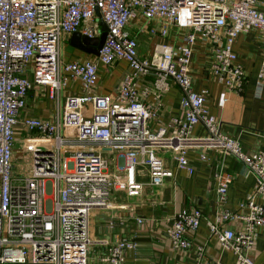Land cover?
I'll return each instance as SVG.
<instances>
[{
    "label": "built area",
    "instance_id": "obj_1",
    "mask_svg": "<svg viewBox=\"0 0 264 264\" xmlns=\"http://www.w3.org/2000/svg\"><path fill=\"white\" fill-rule=\"evenodd\" d=\"M100 18L106 34L97 60L62 61L63 36L75 31L99 35ZM134 20L141 21L139 32L160 36L147 54L128 29ZM170 25L186 29L179 43L160 39ZM250 29L262 32L256 85L260 91L264 0H0V264H87L93 243L91 211L108 207L113 192L138 196L145 185H162L173 177L159 151H169L175 167L191 173L194 168L187 156L191 148H198L202 158L207 157L206 149L231 155L245 175L253 176V190L238 209H221L233 175L223 162L219 164L214 172L217 208L207 224L236 264H255L254 241L257 229L264 227V203L256 200L264 197V147L247 151L237 136L226 133L207 107V89L196 90L190 74L193 48L200 39L210 45V70L227 90L241 93L246 73L232 44L240 32ZM119 58L126 60L128 71L115 92H95L98 62L111 64ZM28 61L31 76L26 73ZM65 72L80 80L81 91L67 94L60 107ZM149 74L152 79L140 87ZM33 82L47 86L57 111L51 119L28 116L21 122L51 143L37 154L28 174L13 180L14 126ZM173 83L181 92L182 111L170 117L168 129L153 127L159 98ZM149 92L153 100H148ZM226 100L222 92L219 104ZM196 124L205 128L204 135L192 134ZM108 149L116 154L112 171L101 152ZM141 171L147 177L144 183L137 178ZM201 218L197 208L175 213L166 231L174 247L191 246L186 234L198 228ZM229 220L239 221L240 227H223ZM103 244L105 259L112 264H128L126 253L136 248V242L126 237ZM196 254V264H221L206 260L202 246H197Z\"/></svg>",
    "mask_w": 264,
    "mask_h": 264
},
{
    "label": "crops",
    "instance_id": "obj_2",
    "mask_svg": "<svg viewBox=\"0 0 264 264\" xmlns=\"http://www.w3.org/2000/svg\"><path fill=\"white\" fill-rule=\"evenodd\" d=\"M140 20L128 24L131 33L143 36L140 51L147 54L155 39L160 36L139 32ZM185 28L179 26L168 27V34L160 39L170 43H179L184 39ZM262 32L250 29L240 32L233 41L232 49L236 53L237 61L243 66L246 78L243 91L237 93L227 90L218 76L210 70V45L203 40H197L194 45L190 74L196 90L207 89V107L222 123V129L233 136H237L247 151H256L264 147V86L257 90V72L262 61L260 44ZM70 35L65 34L61 40V60L92 59L97 60V53L87 52L73 46L69 42ZM67 41L68 48H62V42ZM140 44V42H139ZM27 62L26 73L31 76L30 65ZM128 71L125 59L119 58L111 64L98 62V81L93 87L97 93L112 95L123 74ZM64 73V72H63ZM66 83L60 88V107L67 94L79 93L81 83L67 72ZM152 75L141 80L147 84ZM225 92L227 100L219 104V95ZM148 100H153L151 92ZM181 92L173 83L159 98V116L151 121L153 127H170V117L181 113ZM155 101V100H154ZM56 100L48 96V88L44 84L33 82L26 98L25 105L20 109L18 121L14 126L15 138L12 153V178L16 180L28 174L34 164L35 157L43 149L47 150L51 140L42 138L29 130L22 122L25 117L36 116L42 119L54 117L57 109ZM60 110H62L60 108ZM205 128L196 124L192 129L194 135H204ZM33 147L28 149L27 146ZM166 159V165L173 170V177L164 179L162 185H145L140 195L127 196L123 191L113 192L110 205L106 208L93 209L89 218V234L93 243L87 264H112L105 259L107 244L115 238L126 237L136 242V248L126 253L128 264H196L197 246L204 249L206 260H218L221 264H236L232 252L223 250L216 238L211 235L208 222L214 220L217 205L215 204L214 172L223 162L224 168L232 173L233 180L227 189L225 200L218 207L221 209L237 210L240 201L252 192L254 178L245 175L240 162L228 154H222L215 149H206V158L200 157L198 148H191L187 156L193 171L187 173L177 169L170 158L169 151H159ZM137 178L146 182V174L141 171ZM264 203V197L256 198ZM197 208L202 213L200 224L195 231L187 232L186 237L191 246L180 249L173 246L167 235V228L171 218L181 209ZM140 219V222L138 221ZM225 228L240 227L239 221L229 220L222 224ZM253 260L255 264H264V227L257 229L253 246Z\"/></svg>",
    "mask_w": 264,
    "mask_h": 264
},
{
    "label": "water",
    "instance_id": "obj_3",
    "mask_svg": "<svg viewBox=\"0 0 264 264\" xmlns=\"http://www.w3.org/2000/svg\"><path fill=\"white\" fill-rule=\"evenodd\" d=\"M96 14L98 17H100V12L98 9H96ZM99 23L101 27V32L99 35H96L94 37H88L84 34H81L79 31H75L72 32L70 35V44L87 52L98 53V50L106 34L105 22L100 18Z\"/></svg>",
    "mask_w": 264,
    "mask_h": 264
},
{
    "label": "rangeland",
    "instance_id": "obj_4",
    "mask_svg": "<svg viewBox=\"0 0 264 264\" xmlns=\"http://www.w3.org/2000/svg\"><path fill=\"white\" fill-rule=\"evenodd\" d=\"M144 38L143 36L139 37V48L142 47V42H143ZM70 46H68L67 41H65L64 43L62 42V48L66 49ZM101 152L103 153V155H105L108 159H109V169L112 171L114 169L115 166V161H116V154L114 150H101Z\"/></svg>",
    "mask_w": 264,
    "mask_h": 264
}]
</instances>
